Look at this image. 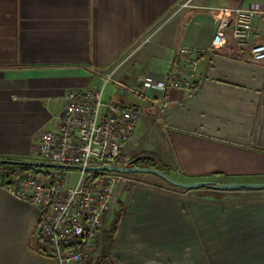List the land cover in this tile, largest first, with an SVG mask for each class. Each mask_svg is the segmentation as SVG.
<instances>
[{
    "label": "crops",
    "instance_id": "0c3cea01",
    "mask_svg": "<svg viewBox=\"0 0 264 264\" xmlns=\"http://www.w3.org/2000/svg\"><path fill=\"white\" fill-rule=\"evenodd\" d=\"M188 1L0 0V159L34 161L68 94L109 78L106 102L143 109L126 148L133 160L150 157L184 182L264 183V62L229 37L201 59L193 93L141 81L165 80L179 48L208 46L224 11L264 8V0L180 7ZM256 27L264 41V20ZM135 176L118 189L97 264H264V190L188 191ZM40 221L36 206L0 188V264H60Z\"/></svg>",
    "mask_w": 264,
    "mask_h": 264
},
{
    "label": "built area",
    "instance_id": "2783aa9c",
    "mask_svg": "<svg viewBox=\"0 0 264 264\" xmlns=\"http://www.w3.org/2000/svg\"><path fill=\"white\" fill-rule=\"evenodd\" d=\"M259 18L264 20V8L258 4L224 11L208 46L179 48L165 80L150 83L142 77V83L162 92L193 93L200 84L201 59L224 48L229 37L241 50H247L252 61L264 62V41L256 27ZM110 82L108 78L99 89L70 92L57 130L41 135L36 150L41 161L79 167L75 179L67 170L50 169L40 174L18 173L1 187L40 210L41 240L60 264L99 262L107 218L116 207L119 187L129 181V175L87 170L110 165L127 167L133 161L124 151L143 109L125 102H106ZM116 85L122 91L127 89L123 82Z\"/></svg>",
    "mask_w": 264,
    "mask_h": 264
},
{
    "label": "water",
    "instance_id": "95a60500",
    "mask_svg": "<svg viewBox=\"0 0 264 264\" xmlns=\"http://www.w3.org/2000/svg\"><path fill=\"white\" fill-rule=\"evenodd\" d=\"M0 165L2 166H18V167H31L47 170H67L76 169L79 167H67L64 165L46 163V162H35V161H21V160H7L0 159ZM88 171L95 172H115L124 175L130 174H150L158 177L162 181L168 183L169 185L183 190H200V189H214L218 191H263L264 183L258 184H247V183H236V184H221L214 182H184L174 179L173 177L167 175L163 171L157 168H141L136 166H102V167H90Z\"/></svg>",
    "mask_w": 264,
    "mask_h": 264
},
{
    "label": "trees",
    "instance_id": "16d2710c",
    "mask_svg": "<svg viewBox=\"0 0 264 264\" xmlns=\"http://www.w3.org/2000/svg\"><path fill=\"white\" fill-rule=\"evenodd\" d=\"M236 49L241 50L237 45H236ZM130 166H136V167H141V168H157L154 160L150 157L136 158L132 161ZM47 171H48L47 169L0 165V188L6 185L7 183H9L10 180L18 173H24V174L38 173L40 174V173H45ZM135 175L137 174H130V176H135ZM122 215H123V212L122 210H120L119 214L114 219L113 228L111 231L112 236H115L117 233Z\"/></svg>",
    "mask_w": 264,
    "mask_h": 264
},
{
    "label": "rangeland",
    "instance_id": "374dc122",
    "mask_svg": "<svg viewBox=\"0 0 264 264\" xmlns=\"http://www.w3.org/2000/svg\"><path fill=\"white\" fill-rule=\"evenodd\" d=\"M113 89L111 88L110 83L107 85L106 87V91H105V100L110 96V91H112ZM124 155H127L126 153V149L124 151ZM35 162H42L39 156H36V159L34 160ZM67 171L69 172L70 176L72 177V179H75V177L78 174V170L76 169H67ZM150 175V174H149ZM135 177H140V176H130L129 175V183H134L135 182ZM156 177V176H153ZM137 179V178H136ZM137 181V180H136ZM71 184H74V181L72 180Z\"/></svg>",
    "mask_w": 264,
    "mask_h": 264
}]
</instances>
